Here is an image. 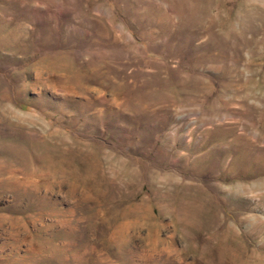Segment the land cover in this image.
I'll list each match as a JSON object with an SVG mask.
<instances>
[{
	"label": "rangeland",
	"instance_id": "374dc122",
	"mask_svg": "<svg viewBox=\"0 0 264 264\" xmlns=\"http://www.w3.org/2000/svg\"><path fill=\"white\" fill-rule=\"evenodd\" d=\"M0 264H264V0H0Z\"/></svg>",
	"mask_w": 264,
	"mask_h": 264
}]
</instances>
